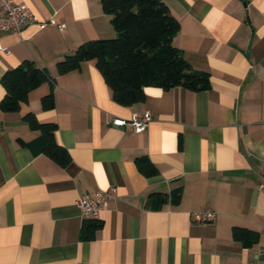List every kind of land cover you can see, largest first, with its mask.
Returning <instances> with one entry per match:
<instances>
[{
    "label": "crops",
    "instance_id": "0c3cea01",
    "mask_svg": "<svg viewBox=\"0 0 264 264\" xmlns=\"http://www.w3.org/2000/svg\"><path fill=\"white\" fill-rule=\"evenodd\" d=\"M17 1L47 24L0 31V79L25 59L51 78L18 109L0 108V264H264V0H165L180 23L173 44L210 87L146 86L128 106L112 99L93 60L56 71L82 42L116 35L101 0ZM50 90L54 107L44 110ZM4 93L0 81V101ZM144 110L152 120L141 133L111 123ZM27 112L56 123L66 166L43 152ZM141 156L157 174L140 173ZM111 186L99 226L84 237L76 199ZM177 187V203L150 206L148 195ZM204 209L214 219L193 221ZM233 227L257 241L242 245Z\"/></svg>",
    "mask_w": 264,
    "mask_h": 264
},
{
    "label": "trees",
    "instance_id": "16d2710c",
    "mask_svg": "<svg viewBox=\"0 0 264 264\" xmlns=\"http://www.w3.org/2000/svg\"><path fill=\"white\" fill-rule=\"evenodd\" d=\"M104 13L116 32L111 38H96L82 42L56 63L58 74L80 67L85 60H93L104 81L111 90L112 99L122 105L142 102L144 87L158 86L162 89L183 87L191 91L210 87L209 74L194 69L184 57L182 50L173 44L180 28L178 19L171 13L165 0H101ZM51 78L46 68H40L29 59L8 68L1 76L5 93L0 101L3 110H16L28 101V93ZM41 107H54L52 90L40 99ZM30 129L39 130L44 140L43 152L61 166L70 162L67 150L54 138L55 122H40L32 112L23 116ZM145 176L157 174L158 170L148 157L135 161ZM179 187L170 194L154 192L148 195L153 208H159L171 196L173 203L180 199ZM84 237L92 238L99 220L85 221ZM232 237L244 246L257 241V232L242 227L232 228Z\"/></svg>",
    "mask_w": 264,
    "mask_h": 264
},
{
    "label": "built area",
    "instance_id": "2783aa9c",
    "mask_svg": "<svg viewBox=\"0 0 264 264\" xmlns=\"http://www.w3.org/2000/svg\"><path fill=\"white\" fill-rule=\"evenodd\" d=\"M45 21H41L34 14L27 4L18 2L17 0H0V31L13 30L19 35L21 31L28 25H37L39 28L46 26ZM63 25H60V28ZM0 50H6L0 45ZM152 115L149 110L141 113L133 112L128 118H114L111 123L115 126H129L133 132H143L150 121ZM262 181L260 186L264 185V165L261 168ZM114 194V187L107 190H97L93 195L79 196L75 203L80 212V218L83 221L99 220L100 212L107 206L108 199ZM193 221L210 222L214 219L215 212L209 209L196 210L191 213ZM249 264H256L251 262Z\"/></svg>",
    "mask_w": 264,
    "mask_h": 264
}]
</instances>
